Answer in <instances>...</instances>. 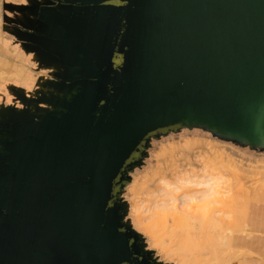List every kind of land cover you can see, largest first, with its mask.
Masks as SVG:
<instances>
[{
	"label": "water",
	"instance_id": "obj_1",
	"mask_svg": "<svg viewBox=\"0 0 264 264\" xmlns=\"http://www.w3.org/2000/svg\"><path fill=\"white\" fill-rule=\"evenodd\" d=\"M35 87L0 91V264H174L129 219L153 141L264 155V0L0 1Z\"/></svg>",
	"mask_w": 264,
	"mask_h": 264
},
{
	"label": "rangeland",
	"instance_id": "obj_2",
	"mask_svg": "<svg viewBox=\"0 0 264 264\" xmlns=\"http://www.w3.org/2000/svg\"><path fill=\"white\" fill-rule=\"evenodd\" d=\"M34 65H35L34 54L25 52L24 49L21 47V45L18 42L17 43L14 42L13 38L10 36L5 37L4 32L0 31V91L4 92L5 100L10 101V99H11V91L9 89L10 84H12L14 86L21 85L25 88V90L27 92L34 90L35 73H34V70L32 68V66H34ZM148 153H149L148 157L144 160L143 165L139 169L135 170V172L132 174L131 182L127 186H125V188H124L123 196H124V199L129 203V212L127 213L126 218L131 221L134 229L142 234V236L145 238V241L148 244V247L150 249L154 250L156 255H158L162 261L168 262V263H174V264H204V261H202L203 259L201 260L199 253H201V257H205V258L207 255H209L208 257L210 259L213 257L212 250L214 249V247H213V249L211 248L212 245L211 246L206 245L207 244V243H205L206 240H204V244L207 247L204 245L199 246L198 242L200 240H202V238L200 237V240H199V236H197V234H196L194 236H195V240H196V236L198 237V240H199V241L197 240L198 245L195 243L193 244V242L189 243L188 245L186 244L187 246L190 245V248H191V245L198 247V250H195L197 248H195L194 246L192 247V248H195L194 251H196V252H194V254L192 251L193 249H191L189 251L188 250H179L178 248H184L181 245H179V244H182L184 242V240L182 243H178V241L180 239H182V236L184 238V235L180 236L181 238L178 240V238H175V237H178L179 234H181V232L178 234L179 230L177 229L178 231L176 230L177 232H175V229L179 228V227L181 228V224L179 225V227L174 228L173 222H172L173 219L170 216H165L164 218H166L165 219L166 223L163 222L164 220L162 219V217L159 216L161 214L163 215V213L160 214V211L158 213L159 215L156 216L155 218L159 217V221H160V219H162L163 221L161 220L160 223L162 222L163 224L169 226L168 229L166 227V229L164 230L162 228L164 225L160 224V223L158 225L156 223V221L154 220L155 218L152 219L151 217H150L151 219L148 218V219L144 220L143 222H141V224H139L135 221L136 220V218H135L136 214L133 213V206L136 204V202L142 201L144 198L157 201L158 203H160L162 200H168L169 198H171L170 196L165 195L164 192L158 191L159 187L163 186L161 184V181L159 180V178L160 177H166V180L170 181L172 179V177H174L173 174L176 171L183 170L185 172V170L189 171L190 169L198 170L200 167H197L196 166L197 164H202L203 167L205 168V170L207 171V173L213 174V175L217 176L218 178H222V181H225L224 185H226V183H228L230 186H228V184L226 186H227V188L230 187L229 190L226 187H225L226 188L225 189L224 186L222 187L223 190L224 189L228 190V191L224 192L223 196H225V195L227 196L228 192L231 190L229 192V196L231 197L230 194H234V198L236 196V199L234 201H236V205L239 206V204H237V202H238L237 200H239V199L243 200L242 198L237 199V195L239 193L237 195H236V193L238 191L237 189H239V186L241 189L243 186H245V189L243 187V190H241V191L246 190L247 189L246 187H248L251 192H252L251 189L252 188L254 189L255 186H256V188L259 187V189L264 186V155L260 156V155L254 154L252 152H249L246 149H240V148L238 149V148L232 146L230 143L218 141L216 139H212L211 136L205 135L204 133H201L199 130L184 131V132L176 134V135H169V136H167V137H165L159 141H153ZM215 156H220L224 159H226L228 156V158L231 159L232 161L236 162L242 170H240L237 173L230 171L225 166V164L220 163L218 159H215L214 158ZM254 181H257V182L254 183ZM238 182H240L239 185H238ZM240 184L241 185L244 184V185L241 186ZM249 189H247V191ZM145 190L150 191L151 194H149L147 196L143 195V192ZM180 192L181 191L175 192V195L180 194ZM226 192H227V194H225ZM251 192L248 191L247 193H249V195L250 194L252 195ZM240 193L243 194L242 192H240ZM247 193L245 191L244 194H247ZM241 194L239 196H244V194L243 195H241ZM249 195H248V197H249ZM222 198H224V197H222ZM225 199H226V197L224 199H221V200H223L222 203L220 202V200L215 201L213 199L214 201L212 202L209 199L211 202L208 205V209L214 208L212 210L213 213L215 211L214 215H218V217L221 216L222 219H223V216H225V215H226L225 217H227V215L229 214L228 212L231 211L230 207H232L231 204H230L231 205L230 207H228V206L226 207L225 206L226 203L223 204L225 202ZM182 200H183V198L179 197V199L177 200V203L181 202ZM227 200H228L227 202L229 203V201H230L229 197ZM231 200H232V198H231ZM244 200H246V199L244 198ZM251 200H252V197L251 198L249 197V201H251ZM187 202H185V204H184V202L183 203L181 202V204H183V206L185 205L186 207H188V209L191 210L194 213V215H196V216L202 215L200 213H202V211L204 210V205H202L203 201H201V199L196 201L198 203H193V202L187 203ZM231 202H233V201H231ZM191 203L195 204V205H193L195 207H193ZM251 203H252V201H251ZM199 204H201L203 207L199 208V206H196ZM190 206H192L193 208ZM228 208L230 209V211H228V212L225 211ZM208 209H207V211H208ZM234 209H236V207ZM223 210L225 212L223 214L222 213L220 214V211L223 212ZM247 210H248V208H247ZM150 212L151 211H149L148 213H150ZM153 212H156V211H153ZM216 212H218V213H216ZM203 214H204V212H203ZM232 214L233 213L231 211V213L228 215V218H226V221L228 219H231V220L234 219V218H231ZM144 215H147V212ZM154 215H156V214H154ZM204 216H205V214H204ZM156 220H158V219H156ZM230 222L231 221H229V223ZM176 224H177L176 226H178L177 221H176ZM160 225H163L161 228L164 231H166L167 233L168 232L169 233L166 235L160 236L161 233L162 234L164 233L163 231L159 232V229L161 230V228H159ZM174 226H175V224H174ZM170 228L171 229L174 228L172 230L176 234H178V236ZM212 229H213L212 227L207 228L208 232L210 230L209 234L212 233L213 231H215ZM219 229L217 228L216 230H219ZM169 230H171V231H169ZM201 234H203V233H201ZM211 235L212 234H210L209 236L211 237ZM191 236H193L192 233H191ZM214 236L215 237L217 236V232H216V235H214ZM159 237L162 239H160ZM158 238L160 240H158ZM191 238L192 237H190V240L194 241V239L192 238L193 239L192 240ZM204 238H206V236L203 237V239ZM237 241H238V239H237ZM200 242L203 243V241H200ZM177 243H178V245H177ZM247 245L248 244L243 245L240 242L233 243L231 245V248H232V251L230 250L231 253L229 251L227 252L228 249L226 247H223L222 245H221L222 247L219 248L220 250H218V246L220 247V245H216L215 247L217 250L215 249V251H217V252L223 251L220 253V254L224 253V255H222V257H219L220 254H217L219 259L222 261L227 257L229 258V255H233L235 253L237 255V260L234 259V257H235V254H234L233 255L234 260L231 261V259H230L231 263L229 262L228 264H240L241 260L243 258H244L243 260H246V259L248 260L249 256H253V257L257 256L254 253L255 251L248 248ZM177 246H178V248H177ZM200 247H202L203 249L204 248H210L211 250H209V249H206V250L211 251L212 255L210 253H208V251L204 252V250L203 251L201 250V252H200V250H199ZM186 248H188V247H185V249ZM224 249H226V251H225L226 253L224 252ZM236 249H237V251H236ZM197 251H198V253H197ZM213 252H214V250H213ZM217 252H215V253H217ZM195 253L199 254L198 255L199 257H196L197 255H195ZM243 253H244L245 257H242ZM205 254H206V256H205ZM217 255L215 254L214 256L216 257ZM226 255H227V257H226ZM230 258H232V256H230ZM207 260H208V258H207ZM211 260H209V261H211ZM213 260H214V257H213ZM215 261H217V260H215ZM225 261H226V259H225ZM216 263H218V262H216ZM220 263L221 262L219 261V264ZM223 264H224V262H223Z\"/></svg>",
	"mask_w": 264,
	"mask_h": 264
},
{
	"label": "bare ground",
	"instance_id": "obj_3",
	"mask_svg": "<svg viewBox=\"0 0 264 264\" xmlns=\"http://www.w3.org/2000/svg\"><path fill=\"white\" fill-rule=\"evenodd\" d=\"M214 158L218 159L220 163L225 164V166L230 171H232L234 173H237L240 170H242L240 168V166L236 162L229 159L228 156L226 159H224L220 156H215ZM196 166L200 167V168L198 170L190 169L189 171L185 170V172L183 170H179V171L174 172V174H173L174 177H172V179L170 181L166 180V177H160L159 180L161 181V184L163 186L159 187L158 191L164 192L165 195H168L171 198H169L168 200H162L160 203H158L157 201H154V200L147 199V198H144L142 201L136 202V204L133 206V213L136 214L135 215V218H136L135 221L137 223L141 224V222H143L144 220H146L150 217L152 219H154L156 216L159 215L158 213L160 211V214L163 213V215L161 214L159 216L162 217V219L164 220L163 221L162 219H160V221L162 220L163 222L166 223V221H165L166 218H164V217L170 216L173 219L172 222H173L174 228L179 227V225L181 224V228L179 227L180 229L179 228L175 229V232H177L179 230L178 234L181 232V234H179V236H178V234H176L172 230L174 228H172V229L170 228L178 236V237H175V238H178V240L181 238L180 236L184 235V238L182 236V239H180L179 241L176 239L178 241V243H182L184 240V242L182 244H179L184 248H178V246H177V248L179 250H188L189 251V250L193 249L192 251L194 254V252H196V251H194V249L197 248L195 250H198V247L191 245V248H190V245L189 246H187V245L191 242H193V244L194 243L197 244V242L200 240V237H201L202 240H200V241H203V243L199 241L200 242V243L198 242L199 246L200 245H204V246H206V245L211 246L212 245L211 246L212 249L214 247V249H213L214 252L212 250L214 260H213V257L209 259V257H208L209 255L206 256L207 253L205 254L206 258L201 257V253H199L200 255L195 253V255H197L196 257L200 256L201 260L203 259L202 261H204V264H206L207 262H208L207 264H215L216 262H218L216 264H219V261L222 264H223V262H224V264L225 263L228 264L230 262V259H231V261L234 259L237 260V255L234 253L235 254L234 259H233L234 254L229 255V258L226 255V257L228 259L225 258L226 261H225V259L222 261L219 259V257H222V255H224V253L220 254L223 251H221V252L218 251L219 253L217 251H215V249H216L215 246L220 245V247L218 246V250H220L219 248H221L223 246V247H226L228 249L227 252L228 251L230 252V250L232 251L231 245L233 243H237V242L243 243L242 241H244L245 239L252 238L251 237L252 232L248 231V233H247L245 227H249L248 228L249 230L263 231L264 232V186L262 185L263 187H261L260 189H259V187L256 188V186L254 189L251 187L252 192L250 191V189L248 187H246L247 189H249L248 191L252 193V195L250 194L251 195L250 196L249 193H247L248 192L247 189L244 191H241V190H243V187L245 189V186H243L244 184L241 185L242 184L241 183L240 185L243 187L241 189L239 186V189H237V190L238 191L240 190V191L239 192L237 191L236 195L239 193L237 195V199L242 198L243 200H241V199L237 200L238 201L237 204H239V206H238V205H236V201H234L236 199V196H235V198H234V194H230L231 197L229 196V192L231 190L228 192L227 196L226 195L223 196L224 192L228 191L230 189V187L227 188V186H226L228 183H226V185H224L225 181H222V178H218L217 176H215L213 174L207 173V171L205 170V168L203 167L202 164H197ZM255 182H257V181H254V183ZM239 183L240 182H238V185H239ZM223 186H224V188L226 187L228 190H225L226 188L223 190V188H222ZM228 186H230V185L228 184ZM178 191H181L180 194L175 195V192H178ZM245 191L249 195L250 198L252 197V200H251L252 203H251V201H249L248 195L244 194ZM240 192H242L244 194V196H239L241 194ZM149 194H151L150 191L145 190L143 192V195H145V196H147ZM225 194H227V192ZM243 194H241V195H243ZM179 197L183 198V200L181 202L182 203L184 202V204L187 201H188L187 203H189V202L198 203L196 201L201 199V201H203L202 205H204V210L200 214H202L203 216L202 215L196 216V215H194V213L191 210L188 209V207H186L185 205H184L185 206L184 207L183 204H181V202L177 203V200L179 199ZM222 197H224V198L226 197L225 202L223 203V204L226 203V205H225L226 207L227 206L230 207L232 205V207H230V208H231V211L233 214H232V217L231 216L230 217L234 218L233 219L234 221L231 219H228L226 221V218H228V215L231 213L229 208H228L229 210L228 209L225 210L227 212L230 211V212H228L229 214L227 215V217H225L226 215L223 216V219L221 216L218 217V215H214L215 211H214V213L212 211L214 208L208 209V205L211 201L213 202L214 200L215 201L220 200V202L222 203L223 200H221V199H224ZM228 197L230 200L229 203L227 202ZM243 197L246 200H244ZM231 198H232V200H231ZM231 201H233L234 203ZM193 205H195V204H192V206ZM200 205L201 204L196 205V206H199V208H202L203 206L202 205L200 206ZM261 205H263L262 208L260 207ZM192 206H190V207H192ZM251 206H254L255 209L251 210V212H250ZM193 207H195V206H193ZM235 207H236V209H234ZM247 208H248V210H247ZM207 209H208V211H207ZM149 211H151L152 213L151 212L148 213ZM153 211H156V212H153ZM225 211L224 210H223V212L220 211V214L221 213L223 214ZM146 212H147V215H144V214H146ZM203 212H204L205 216H204ZM216 213H218V212H216ZM154 214H156V215H154ZM156 219H158V220H156ZM154 220L159 225V223H160L159 217L155 218ZM176 221L178 223V226H176L177 225ZM229 221H231V222L229 223ZM160 224H163V223L161 222ZM174 224H175V226H174ZM163 225H160V227L159 226L158 227L161 228L163 226L162 228L164 230L166 229V227H167V229L169 228V226H167L165 224H163ZM208 227L209 228L212 227L213 228L212 230H215V231H213L215 234L211 231L212 232V233H210V234H212L211 237L209 236L210 235L209 232L211 229L208 232V230H207ZM162 228H161V230L159 229V232L163 231L164 233L163 234L161 233L160 236L166 235L169 233V232L167 233L166 231H164ZM217 228L218 229L220 228L221 230L220 229L216 230ZM171 230H169V231H171ZM216 232H217V236L215 237L214 235H216ZM191 233L193 234V236H191ZM201 233H203V234H201ZM196 234H197V236H199V240H198L197 236H196V240H195L194 235H196ZM202 236L203 237L206 236V238L203 239ZM190 237H192L194 239V241H191ZM159 238H158V240L162 239V238H160V239ZM256 238L259 239V242H260V246L257 248V251L254 252L257 256L253 257V256L248 255L249 259L243 260L244 259L243 258L241 260V263L239 262L240 264H264V237L256 236ZM237 239H238V241H237ZM204 240H206L205 241V243H207L206 245L204 244ZM178 243H177V245H178ZM193 246L195 248H192ZM185 247H188V248L185 249ZM206 249L211 250L210 248H204V249L202 247L199 248L200 252H201V250L202 251L204 250V252L205 251L207 252L208 250H206ZM225 251H226V249H224V252ZM236 251H237V249H236ZM215 252H217V253H215ZM197 253H198V251H197ZM208 253L211 254V251H208ZM215 254L216 255L220 254L221 256L219 255V257H218V255H217L216 256L218 258L217 259L214 256ZM242 255H243L242 257H245L244 253ZM230 256H232V258H230ZM207 258H208V260H207ZM209 260H211V261H209ZM215 260H217V261H215Z\"/></svg>",
	"mask_w": 264,
	"mask_h": 264
},
{
	"label": "crops",
	"instance_id": "obj_4",
	"mask_svg": "<svg viewBox=\"0 0 264 264\" xmlns=\"http://www.w3.org/2000/svg\"><path fill=\"white\" fill-rule=\"evenodd\" d=\"M0 1H3V0H0ZM4 1H9V2H13V3H16V0H4ZM5 37H8V35H5ZM261 208L263 207V205L260 206ZM255 207L254 206H251L250 207V212L251 210H254ZM246 228V231L248 233V231H251V237L252 238H248V239H245L244 241H242L243 245L245 244H248L247 247L252 249L253 251H257V248L260 246V242H259V239L256 238V236H262L264 237V232L263 231H254V230H249L248 228L249 227H245Z\"/></svg>",
	"mask_w": 264,
	"mask_h": 264
},
{
	"label": "snow or ice",
	"instance_id": "obj_5",
	"mask_svg": "<svg viewBox=\"0 0 264 264\" xmlns=\"http://www.w3.org/2000/svg\"><path fill=\"white\" fill-rule=\"evenodd\" d=\"M16 2L23 3V4H27L28 3V0H16Z\"/></svg>",
	"mask_w": 264,
	"mask_h": 264
}]
</instances>
